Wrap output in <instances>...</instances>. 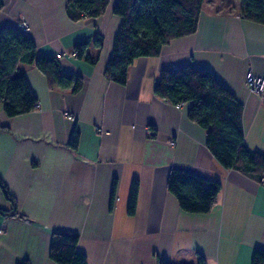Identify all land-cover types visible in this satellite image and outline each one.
<instances>
[{"label": "crops", "instance_id": "0c3cea01", "mask_svg": "<svg viewBox=\"0 0 264 264\" xmlns=\"http://www.w3.org/2000/svg\"><path fill=\"white\" fill-rule=\"evenodd\" d=\"M0 31L29 24L38 54L58 57L100 34L104 49L90 65L58 57L65 74L83 80L74 92L31 66L36 110L10 117L0 104V264H56L50 240L58 230L78 234L88 264H253L264 250V181L226 170L206 148V131L154 94L160 71L193 64L216 75L243 103L246 145L264 151V85L249 90L246 75L264 79V25L240 13L238 0H205L199 29L172 40L159 56L137 58L125 85L105 75L122 20L113 0L100 18L75 21L69 0H2ZM78 132L76 150L66 147ZM220 181L209 213L185 212L167 189L173 168ZM138 192L129 212L133 182ZM14 213V211H13Z\"/></svg>", "mask_w": 264, "mask_h": 264}, {"label": "trees", "instance_id": "16d2710c", "mask_svg": "<svg viewBox=\"0 0 264 264\" xmlns=\"http://www.w3.org/2000/svg\"><path fill=\"white\" fill-rule=\"evenodd\" d=\"M113 0H69L68 16L79 21L83 18L102 17ZM205 0H118L113 11L121 20L114 39L112 55L107 62L105 75L114 83L125 85L129 68L137 58L159 56L161 49L172 40L191 36L199 29ZM244 18L264 25V0H238ZM4 3L0 0V11ZM100 34L75 46L78 59L96 64L104 49ZM37 45L19 27H5L0 31V104L10 117L30 113L38 107L37 97L30 81L19 66H31L48 78L49 87L82 89L83 80L75 74H65L58 57L38 54ZM154 94L170 104L188 105L190 120L206 131V148L226 170L237 169L253 174L264 181V151L246 145L244 105L212 71L195 65H182L160 71ZM0 130H7L0 126ZM79 135L75 131L65 146L76 150ZM129 202L133 213L137 200L138 182L134 181ZM7 194V189L0 181ZM167 189L177 198L185 212L209 213L217 204L222 183L202 177L190 170L173 168L167 178ZM14 211V213H13ZM0 209V214L19 215L17 211ZM50 259L56 264H88L87 256L77 250L79 236L71 230H56L50 240ZM158 264H171L158 257ZM18 264H30L28 260ZM199 264H205L201 258ZM253 264H264V250L257 249Z\"/></svg>", "mask_w": 264, "mask_h": 264}, {"label": "built area", "instance_id": "2783aa9c", "mask_svg": "<svg viewBox=\"0 0 264 264\" xmlns=\"http://www.w3.org/2000/svg\"><path fill=\"white\" fill-rule=\"evenodd\" d=\"M19 28L27 32L29 30V24H27V22H21ZM76 54V50H72L71 53H63L58 55V57H76ZM246 83L250 91L256 94H260L261 90L263 89L264 79H262L260 76L258 77L253 71H249L246 75ZM178 107H183V104H178Z\"/></svg>", "mask_w": 264, "mask_h": 264}]
</instances>
